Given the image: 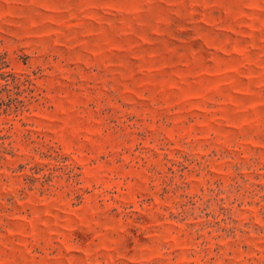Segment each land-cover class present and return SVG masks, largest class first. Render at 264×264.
I'll list each match as a JSON object with an SVG mask.
<instances>
[{
	"label": "rangeland",
	"instance_id": "1",
	"mask_svg": "<svg viewBox=\"0 0 264 264\" xmlns=\"http://www.w3.org/2000/svg\"><path fill=\"white\" fill-rule=\"evenodd\" d=\"M0 264H264V0H0Z\"/></svg>",
	"mask_w": 264,
	"mask_h": 264
}]
</instances>
